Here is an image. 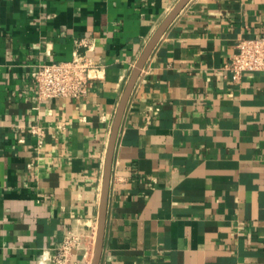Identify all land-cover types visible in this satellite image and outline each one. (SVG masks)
<instances>
[{
  "label": "crops",
  "instance_id": "obj_1",
  "mask_svg": "<svg viewBox=\"0 0 264 264\" xmlns=\"http://www.w3.org/2000/svg\"><path fill=\"white\" fill-rule=\"evenodd\" d=\"M179 0H0V264H92L105 161L127 83ZM264 35V0H190L129 99L100 264H264V71L227 69ZM103 63L81 98L42 101L41 63ZM43 128V143L30 127Z\"/></svg>",
  "mask_w": 264,
  "mask_h": 264
},
{
  "label": "built area",
  "instance_id": "obj_2",
  "mask_svg": "<svg viewBox=\"0 0 264 264\" xmlns=\"http://www.w3.org/2000/svg\"><path fill=\"white\" fill-rule=\"evenodd\" d=\"M103 63L76 49L69 60L41 63L36 73L37 96L40 100L55 98L81 99L90 91V81L103 69ZM227 69L234 79L254 71H264V35L242 37L236 43V51ZM30 132L43 143V128L34 125ZM83 245L82 237L75 231L68 233L56 252L44 255V261L52 264H70L72 253ZM44 264V263H40Z\"/></svg>",
  "mask_w": 264,
  "mask_h": 264
},
{
  "label": "water",
  "instance_id": "obj_3",
  "mask_svg": "<svg viewBox=\"0 0 264 264\" xmlns=\"http://www.w3.org/2000/svg\"><path fill=\"white\" fill-rule=\"evenodd\" d=\"M189 1L190 0H179L177 5L170 12V14L166 17V19L163 21V23L161 24L159 29L156 31V33L153 35V37L147 44L146 48L144 49L141 57L137 61L135 68L133 69V72L127 83V86L123 93L119 107L117 109L115 119L113 122L110 140H109L106 161H105L104 182H103L100 213H99V220H98V231H97L92 264H100L101 259H102L115 148H116L118 135L120 132V128L122 125L123 117H124L129 99L134 90L136 82L139 76L141 75V72L143 71L153 50L155 49L161 37L167 31L169 26L172 24V22L175 20V18L179 15L181 10L185 7V5Z\"/></svg>",
  "mask_w": 264,
  "mask_h": 264
}]
</instances>
